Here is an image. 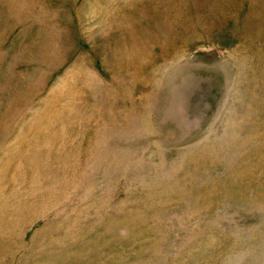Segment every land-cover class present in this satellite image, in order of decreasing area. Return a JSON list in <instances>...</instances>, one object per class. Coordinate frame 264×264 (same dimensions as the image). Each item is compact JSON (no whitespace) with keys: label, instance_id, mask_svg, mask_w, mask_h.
Masks as SVG:
<instances>
[{"label":"rangeland","instance_id":"1","mask_svg":"<svg viewBox=\"0 0 264 264\" xmlns=\"http://www.w3.org/2000/svg\"><path fill=\"white\" fill-rule=\"evenodd\" d=\"M0 264H264V0H0Z\"/></svg>","mask_w":264,"mask_h":264}]
</instances>
